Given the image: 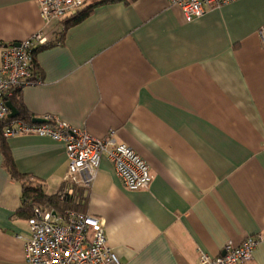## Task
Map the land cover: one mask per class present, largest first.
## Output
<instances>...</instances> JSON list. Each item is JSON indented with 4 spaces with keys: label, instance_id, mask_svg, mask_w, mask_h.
<instances>
[{
    "label": "crops",
    "instance_id": "1",
    "mask_svg": "<svg viewBox=\"0 0 264 264\" xmlns=\"http://www.w3.org/2000/svg\"><path fill=\"white\" fill-rule=\"evenodd\" d=\"M263 25L264 0L191 21L167 0H115L36 51L40 81L16 95L26 111L125 144L150 168L147 187L130 190L103 156L91 188L75 191L121 264H197L200 251L216 256L264 231ZM41 27L36 0H0V49ZM5 141L16 169L46 194L62 186V142ZM21 194L0 148V264H27ZM249 264H264V241Z\"/></svg>",
    "mask_w": 264,
    "mask_h": 264
},
{
    "label": "built area",
    "instance_id": "2",
    "mask_svg": "<svg viewBox=\"0 0 264 264\" xmlns=\"http://www.w3.org/2000/svg\"><path fill=\"white\" fill-rule=\"evenodd\" d=\"M94 0H36L42 27L18 43H4L0 49V121L3 137L35 134L62 142L67 157L63 184L55 192L61 202L75 199L76 189L91 188L103 156L113 166L123 185L130 190L147 187L152 175L146 161L131 147L116 144L108 138H97L84 128L73 126L56 116L46 114L33 122L9 117L6 101L26 85L40 81L35 75L37 49L58 41L67 22L86 4ZM178 7L186 21L202 16L208 9L234 0H167ZM264 41V25L258 30ZM26 218L24 239L27 264H121L107 244L100 217L74 209L57 212L50 204L31 203ZM17 237H22L17 234ZM264 241V231L249 235L235 245L228 241L219 255L200 251L197 264H249L253 249Z\"/></svg>",
    "mask_w": 264,
    "mask_h": 264
},
{
    "label": "trees",
    "instance_id": "3",
    "mask_svg": "<svg viewBox=\"0 0 264 264\" xmlns=\"http://www.w3.org/2000/svg\"><path fill=\"white\" fill-rule=\"evenodd\" d=\"M107 1H115V0H94L92 2L86 3L76 13V15L67 22L66 26H68L70 24H75V23L83 20L85 17H87L90 14L91 10L93 9V7L95 5H97L99 3L107 2ZM126 1H130V0H126ZM61 39H62V34L59 37L57 43L60 42ZM55 43L56 42L45 45L43 47H48V46L54 45ZM40 48H42V47H40ZM34 69H35V66H34ZM16 95L11 99V103L14 105V107L18 111L17 118L29 121L33 116L30 115L26 111V109L18 102V97ZM7 121H8V119L5 121H0V135H1L0 148H1V153H2L3 165L7 169L10 176L12 178L19 180L22 184L21 199H22L23 210L28 211V214H29L30 213L29 207H30L31 203H33V202L50 204L53 207V209L57 212H62L65 209L79 210V208H80L79 206L81 205V202H78L79 199L77 200L76 196H75V199L73 198V200H70L66 203L61 202L56 198L55 193L52 195L46 194L40 183H38L35 180L30 179V177L27 174L21 173L16 169V167L13 163V160L10 156L7 143L5 141L6 138L3 137L1 134L2 127L4 126V124H6ZM29 181H34V182H36L37 185L36 184H29L28 183Z\"/></svg>",
    "mask_w": 264,
    "mask_h": 264
},
{
    "label": "water",
    "instance_id": "4",
    "mask_svg": "<svg viewBox=\"0 0 264 264\" xmlns=\"http://www.w3.org/2000/svg\"><path fill=\"white\" fill-rule=\"evenodd\" d=\"M6 104L8 105L9 110H10L9 117L12 118V117L17 116L18 111H17V109L14 107V105H13L10 101H6ZM32 121H33V122H42L43 119L38 118V117H34V118H32Z\"/></svg>",
    "mask_w": 264,
    "mask_h": 264
},
{
    "label": "rangeland",
    "instance_id": "5",
    "mask_svg": "<svg viewBox=\"0 0 264 264\" xmlns=\"http://www.w3.org/2000/svg\"><path fill=\"white\" fill-rule=\"evenodd\" d=\"M29 184H36V182H34V181H29L28 182ZM37 185V184H36Z\"/></svg>",
    "mask_w": 264,
    "mask_h": 264
}]
</instances>
